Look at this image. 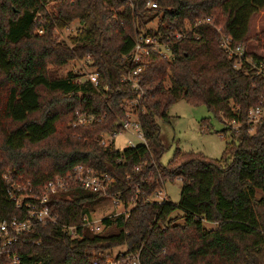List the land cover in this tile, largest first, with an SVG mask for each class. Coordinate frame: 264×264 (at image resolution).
Segmentation results:
<instances>
[{
  "label": "trees",
  "instance_id": "obj_1",
  "mask_svg": "<svg viewBox=\"0 0 264 264\" xmlns=\"http://www.w3.org/2000/svg\"><path fill=\"white\" fill-rule=\"evenodd\" d=\"M147 1L0 0V221L24 213L4 174L36 193L77 163L113 177L104 192L72 183L55 194L56 222L18 233L0 251V264H14L13 254L16 264H100L102 253L122 244L140 250L148 264H264V116L252 132L245 124L250 106H264V77L245 61L235 66L220 45V34L247 42L264 0H153L155 7ZM203 16L212 24L194 25ZM74 20L80 23L68 40L58 39L55 30ZM155 20L160 28L193 29L172 45L171 60L150 56L135 88L122 81L131 67L123 56L137 33L153 32L147 25ZM253 38L262 53L248 54L263 59L264 28ZM76 59H86L96 84L77 81L83 74L72 70L59 73ZM140 90L135 108L146 143L101 144V131H121V103ZM178 99L205 104L237 140L226 141L219 157L176 148L162 164L158 120H168ZM78 113L93 118L79 122ZM230 119L241 123L237 129ZM174 178L182 182L177 202L148 200ZM110 196L132 206L90 228L84 217ZM203 220L216 225L206 228ZM62 224L76 225L80 235L71 237Z\"/></svg>",
  "mask_w": 264,
  "mask_h": 264
},
{
  "label": "built area",
  "instance_id": "obj_2",
  "mask_svg": "<svg viewBox=\"0 0 264 264\" xmlns=\"http://www.w3.org/2000/svg\"><path fill=\"white\" fill-rule=\"evenodd\" d=\"M147 6H157V3L153 0L147 1ZM154 26H148L153 32L148 33L143 31L135 35L134 44L132 49L123 57L128 58L131 67L128 72L123 75L122 81L129 83L135 88H140L138 76L143 68L149 61L152 54H158L169 60L173 58L172 45L185 37L193 28L191 24L185 23L184 26L176 27L173 24L167 26L163 24L162 28L159 27L157 20ZM152 23V22H151ZM200 23L212 24L210 16H203L198 19L194 25ZM216 29L220 32L221 28L216 26ZM39 32L42 29L38 30ZM220 45L226 51L227 55L234 60V65L239 66L243 61L247 62L249 66L264 77V58L257 59L248 54L249 50L244 42H237L231 35L220 34ZM260 53V52H258ZM85 78L90 79L95 84L97 83V74L89 73ZM77 81L82 80L81 77L76 78ZM142 90H140L138 96L123 99L121 106L125 109L124 117L119 120L121 125V131H129L136 138L140 139L139 142H134L132 139H128V146H134L138 143H146L144 133L140 121L138 119V111L135 105L139 103V96ZM264 116V106H250L247 112L245 124L248 125V130L252 132ZM93 118V115L86 113H78L79 122H89ZM228 123L232 128L237 129L241 124L235 119L228 120ZM118 131H101L99 133L100 143L103 145L108 144L114 140V136L119 133ZM5 178L10 181L12 188L10 189V195L13 198L16 207L21 208L24 213L22 216L14 215L9 219H3L0 221V236L3 237L0 241V251L7 250V246L12 243L18 233L29 231L35 223H46L48 221L56 222V216L52 213L53 196L59 191L66 190L72 183H78L82 187L91 191H106L108 185L113 181V177L107 173L100 172L90 165L84 163H77L73 166L72 170L65 175H56L45 184L43 190L39 193L34 192L29 183H22L4 174ZM156 194L158 199H154L151 195ZM148 196V200L161 201L166 198V194L158 188L154 193ZM113 203L123 204L117 197L111 196ZM132 204V201L129 202ZM128 204V205H129ZM124 205V204H123ZM124 206V210L121 212H127L130 206ZM116 211L111 213L112 215L118 214ZM102 219V218H101ZM84 223L90 228L99 230L102 225L97 224L95 219L92 218V214L84 217ZM62 228L66 230L71 237L79 236L80 233L77 230L76 225L62 224ZM18 258L15 254L12 255V263H18ZM100 264H148L142 259L140 250L129 251L126 247L124 250H118L116 252L112 249L106 250V252L100 255ZM96 262V260H95Z\"/></svg>",
  "mask_w": 264,
  "mask_h": 264
},
{
  "label": "rangeland",
  "instance_id": "obj_3",
  "mask_svg": "<svg viewBox=\"0 0 264 264\" xmlns=\"http://www.w3.org/2000/svg\"><path fill=\"white\" fill-rule=\"evenodd\" d=\"M49 4L53 0H48ZM78 20L72 21L67 27L63 29H56L55 36L58 39L68 40V36L73 33L79 25ZM155 22L150 23L148 26H154ZM264 28V7L257 11L251 18L250 32L246 46L251 51L262 53L257 41L253 38L254 34ZM87 59V58H86ZM86 59L71 60L59 69L60 74H65L67 71L72 70L84 78L89 74L90 68L87 67ZM168 120L159 119L160 136L166 147L161 155L160 161L162 164H167L172 157L176 148L185 151L201 152L208 157H219L225 147L226 141L232 139L237 140L231 134L230 130L225 132L221 131L226 125V122L221 121L207 108L203 103L191 104L184 99H178L173 102L168 110ZM134 142H139L140 139L136 138L129 131H122L114 136V144L117 148L122 149L128 146V139ZM6 173V172H5ZM181 179L174 178L173 180L167 179L161 186V190L165 192L166 198L170 201L177 202L180 195ZM262 191L257 190V195ZM154 199H158L156 194L151 195ZM128 206H132L129 204ZM124 210L123 204H114L110 197H107L93 206L91 211L92 218L95 219L97 224L101 225V218L113 212H121ZM176 213L183 215V211L178 209ZM183 216L180 218L182 222ZM216 225L213 221L203 220V226L212 228ZM125 245H116L112 251L124 250Z\"/></svg>",
  "mask_w": 264,
  "mask_h": 264
}]
</instances>
